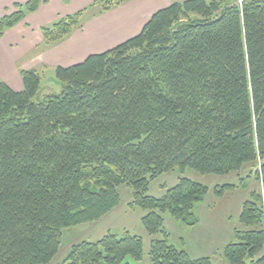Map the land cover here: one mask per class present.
Instances as JSON below:
<instances>
[{
    "label": "trees",
    "instance_id": "obj_1",
    "mask_svg": "<svg viewBox=\"0 0 264 264\" xmlns=\"http://www.w3.org/2000/svg\"><path fill=\"white\" fill-rule=\"evenodd\" d=\"M127 1L90 6L97 14ZM40 2L0 18V36ZM82 14L43 26L39 49L80 28ZM54 75L59 92L41 95L36 69L20 71L19 91L0 81V264L50 262L62 230L109 213L124 184L144 211L150 264H215L171 243L164 214L197 222L194 207L209 188L185 176L186 168L224 175L258 164L264 186V0L172 1L136 35L58 65ZM175 169L181 175L173 186L149 194L152 179ZM261 202L252 192L242 203V227L222 251L228 264H264ZM128 257L142 259V237L108 232L74 244L60 264H132Z\"/></svg>",
    "mask_w": 264,
    "mask_h": 264
},
{
    "label": "crops",
    "instance_id": "obj_2",
    "mask_svg": "<svg viewBox=\"0 0 264 264\" xmlns=\"http://www.w3.org/2000/svg\"><path fill=\"white\" fill-rule=\"evenodd\" d=\"M29 0H0V18L17 10ZM95 0H41L36 10L7 28L0 36V81L14 90L22 89L20 69L41 66H70L84 60L89 54L100 53L136 35L150 16L158 9L168 6L171 0H129L111 9L94 14L91 4ZM83 10L80 28L74 29L62 41L38 53L32 63L18 68L16 63L43 42L41 28L60 18ZM34 69V68H33ZM178 179V178H177ZM235 188L231 189L235 190ZM208 193L194 207L197 222L177 242L191 257H210L215 264H228L222 257L223 248L233 240L234 229L241 228L238 215L243 200L234 205L222 196ZM246 200V198H243ZM234 205V206H233ZM181 225H176V230ZM171 235V231L169 230ZM188 235V236H187Z\"/></svg>",
    "mask_w": 264,
    "mask_h": 264
},
{
    "label": "rangeland",
    "instance_id": "obj_3",
    "mask_svg": "<svg viewBox=\"0 0 264 264\" xmlns=\"http://www.w3.org/2000/svg\"><path fill=\"white\" fill-rule=\"evenodd\" d=\"M182 2L183 0H171ZM212 1V0H206ZM224 1L226 3L236 2L237 0H217ZM240 1V0H238ZM99 7L96 6L95 9ZM89 17V13L86 14L85 18L83 17L81 22L85 21V19ZM47 49H45L46 51ZM44 50H40L39 47L35 48L33 52L28 53L24 56L22 60H19L16 65L18 68L22 66V64L32 63L36 60V56L38 53L43 52ZM56 66L44 65L41 66L39 63H35V66H32V69H36L40 75V92L39 94H47L51 92H59L60 83L55 78L54 68ZM21 68V67H20ZM31 69V68H30ZM22 69L19 70V73ZM258 168V164H244L240 171L231 172L224 175L218 174H200L197 171L186 168L184 175L192 178L193 180L202 182L208 188H210L212 194L213 188L215 186H220L223 184H236L237 187L235 190L227 191L226 200L229 203L234 205L237 204V200H243L250 198V194L252 192H256L261 195L262 202L261 205L264 209V186L261 183L259 176L256 174ZM181 175L177 169L165 172L157 176L156 178L150 181L149 185V194L155 197H160L164 194L165 189L167 187L173 186L177 182V178ZM235 188V187H234ZM117 190L120 194V200L118 205L112 209L109 213L101 217L100 219L87 222L83 224H79L72 227H67L62 230L61 243L56 255L52 258V260L46 264H60L65 261L67 255L69 254L71 247L74 244H78L82 241H90L95 242L102 238L106 233L112 232L117 235H121L124 231H129L132 234L138 235L142 237L143 240V257L141 260H133L128 257L127 260L132 264H150L149 257V249L150 242L152 237L147 234L142 223L141 216L144 211L142 208L136 205H132V197H133V189L127 185H119ZM241 203V206H242ZM233 205V206H234ZM164 228L169 234V241L175 244L178 248H182L177 242H179L180 237L185 236L183 231L188 232L191 236L192 228L189 227L191 225H187L181 223L179 221H175L168 213L164 214ZM181 225L178 230H176V225ZM240 227H242L240 225ZM183 231H182V230ZM236 229V228H235ZM171 231V235L169 233ZM187 233V234H188ZM188 236V235H187ZM159 238L160 235H157ZM186 237V236H185ZM179 240V241H178ZM224 259V258H223ZM225 260V259H224ZM226 261V260H225ZM215 262V261H214Z\"/></svg>",
    "mask_w": 264,
    "mask_h": 264
},
{
    "label": "built area",
    "instance_id": "obj_4",
    "mask_svg": "<svg viewBox=\"0 0 264 264\" xmlns=\"http://www.w3.org/2000/svg\"><path fill=\"white\" fill-rule=\"evenodd\" d=\"M240 1H241V0H240ZM240 1H239V2H240Z\"/></svg>",
    "mask_w": 264,
    "mask_h": 264
}]
</instances>
